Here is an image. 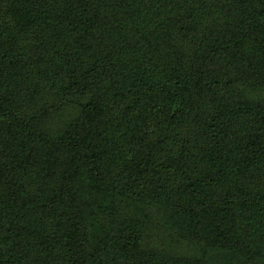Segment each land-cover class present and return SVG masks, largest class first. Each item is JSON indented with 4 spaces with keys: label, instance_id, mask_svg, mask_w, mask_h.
Returning <instances> with one entry per match:
<instances>
[{
    "label": "trees",
    "instance_id": "obj_1",
    "mask_svg": "<svg viewBox=\"0 0 264 264\" xmlns=\"http://www.w3.org/2000/svg\"><path fill=\"white\" fill-rule=\"evenodd\" d=\"M259 89L264 0H0V264L264 258Z\"/></svg>",
    "mask_w": 264,
    "mask_h": 264
},
{
    "label": "rangeland",
    "instance_id": "obj_2",
    "mask_svg": "<svg viewBox=\"0 0 264 264\" xmlns=\"http://www.w3.org/2000/svg\"><path fill=\"white\" fill-rule=\"evenodd\" d=\"M251 95L255 99L264 100V89L253 91ZM160 216V214H155L153 221L146 226L145 236L148 238L151 247L187 257H204L208 264H246L242 259L234 257L231 253L229 254L219 249L206 248L199 241L183 239ZM248 264H264V258L248 262Z\"/></svg>",
    "mask_w": 264,
    "mask_h": 264
}]
</instances>
